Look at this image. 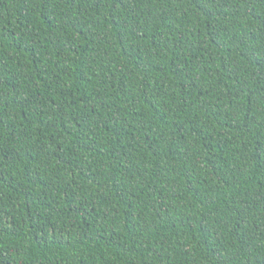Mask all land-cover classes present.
<instances>
[{"label": "trees", "instance_id": "trees-1", "mask_svg": "<svg viewBox=\"0 0 264 264\" xmlns=\"http://www.w3.org/2000/svg\"><path fill=\"white\" fill-rule=\"evenodd\" d=\"M0 264H264V0H0Z\"/></svg>", "mask_w": 264, "mask_h": 264}]
</instances>
